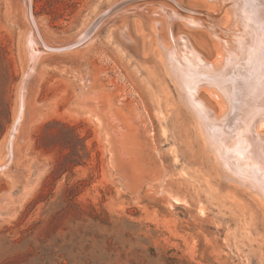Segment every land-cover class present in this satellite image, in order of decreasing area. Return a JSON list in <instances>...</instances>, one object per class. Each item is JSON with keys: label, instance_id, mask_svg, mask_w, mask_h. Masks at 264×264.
Instances as JSON below:
<instances>
[{"label": "rangeland", "instance_id": "374dc122", "mask_svg": "<svg viewBox=\"0 0 264 264\" xmlns=\"http://www.w3.org/2000/svg\"><path fill=\"white\" fill-rule=\"evenodd\" d=\"M127 1L0 0V264H264L263 206L219 175L164 77L156 32L211 63L205 28L137 0L49 52Z\"/></svg>", "mask_w": 264, "mask_h": 264}, {"label": "bare ground", "instance_id": "6f19581e", "mask_svg": "<svg viewBox=\"0 0 264 264\" xmlns=\"http://www.w3.org/2000/svg\"><path fill=\"white\" fill-rule=\"evenodd\" d=\"M134 1L117 3L85 33ZM170 1L178 8L173 13L177 18L208 31L217 58L208 63L188 37L175 38L169 45L156 32L163 47L164 77L193 112L204 150L219 175L250 190L264 208V37L259 35L264 31V0H202L213 12L201 20L186 18L180 10L184 7ZM201 88L207 106L198 98Z\"/></svg>", "mask_w": 264, "mask_h": 264}, {"label": "water", "instance_id": "95a60500", "mask_svg": "<svg viewBox=\"0 0 264 264\" xmlns=\"http://www.w3.org/2000/svg\"><path fill=\"white\" fill-rule=\"evenodd\" d=\"M28 5H30V0H28ZM180 10H181V12H182L183 14H189V15L191 14L192 16H201V15H203V14L200 13V12L192 11V10L187 9V8H183V9H180ZM116 12H117V11H116ZM116 12H115V13H116ZM115 13H113V14H115ZM113 14H112V15H113ZM112 15H111V16H112ZM95 20H96V19H95ZM106 20H107V19H106ZM104 22H105V21H104ZM101 25H102V24H101ZM101 25H99V26L95 25L94 28H93L90 32L85 33L84 36L81 37L80 40H79L78 42H76V43H73V42L69 41L68 43L57 45V46H62V47H64L65 50H63V51H62V49H56V50H54V49H48V50H49V52H65V51H69L70 49L75 48V47H77V46L83 44V43L86 42L87 40H89V39L94 35V33L97 31V29H98ZM32 27H33V26H32ZM33 29H34V28H33ZM34 31H35V30H34ZM35 34L39 37V40H40V38H41L42 41L46 42V41L43 39V37H42V35H41L39 29H37V30L35 31ZM22 115H23V114H22V108H21V109H20V112H19V116H18V123H17V125H16V127H15L16 130H17V126H18L19 123H20V120H21V118H22ZM255 118H256V119H259V121H260V117H259V116L256 115Z\"/></svg>", "mask_w": 264, "mask_h": 264}]
</instances>
